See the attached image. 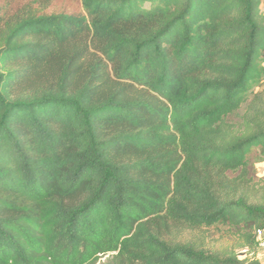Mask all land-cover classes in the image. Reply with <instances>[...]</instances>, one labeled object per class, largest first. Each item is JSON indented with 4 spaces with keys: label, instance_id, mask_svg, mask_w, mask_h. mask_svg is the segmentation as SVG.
Masks as SVG:
<instances>
[{
    "label": "trees",
    "instance_id": "16d2710c",
    "mask_svg": "<svg viewBox=\"0 0 264 264\" xmlns=\"http://www.w3.org/2000/svg\"><path fill=\"white\" fill-rule=\"evenodd\" d=\"M56 1L0 0V264H260L173 235L264 239V1Z\"/></svg>",
    "mask_w": 264,
    "mask_h": 264
},
{
    "label": "rangeland",
    "instance_id": "374dc122",
    "mask_svg": "<svg viewBox=\"0 0 264 264\" xmlns=\"http://www.w3.org/2000/svg\"><path fill=\"white\" fill-rule=\"evenodd\" d=\"M264 1V0H263ZM47 12H78L79 0H58L54 2L47 10ZM261 11L264 13V2L261 5ZM264 90V83L256 86L254 92ZM253 163V172L257 179H264V159L260 158L255 153L251 156ZM261 184L262 182H257ZM176 242L191 243L206 251L213 253H235L240 260H255L260 264H264V240L256 236L257 250L252 251L248 246H244L237 232L230 230L227 227L218 226L209 229L200 230H185L173 235ZM111 256H103L99 259L98 264L106 262Z\"/></svg>",
    "mask_w": 264,
    "mask_h": 264
},
{
    "label": "built area",
    "instance_id": "2783aa9c",
    "mask_svg": "<svg viewBox=\"0 0 264 264\" xmlns=\"http://www.w3.org/2000/svg\"><path fill=\"white\" fill-rule=\"evenodd\" d=\"M256 235L259 236V237H261V238L263 237V234L260 231H257Z\"/></svg>",
    "mask_w": 264,
    "mask_h": 264
}]
</instances>
